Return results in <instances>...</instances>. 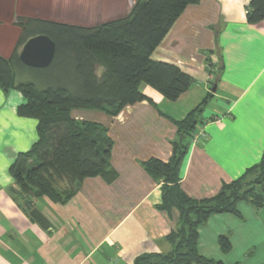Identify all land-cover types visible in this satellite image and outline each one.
<instances>
[{
  "label": "crops",
  "instance_id": "1",
  "mask_svg": "<svg viewBox=\"0 0 264 264\" xmlns=\"http://www.w3.org/2000/svg\"><path fill=\"white\" fill-rule=\"evenodd\" d=\"M250 1L199 0L174 22L151 60L177 66L192 79L176 101L143 86L149 101L127 105L115 116L71 111L72 119L107 130L112 141L109 164L116 178L111 183L100 176L84 179L65 204L40 197L29 209L18 206L11 196L14 180L9 168L36 142L37 121L17 115L25 103L20 92L0 89V264H133L145 254L170 252L166 237L179 214L159 209L162 184L150 177L143 163L169 161L177 138L174 122L208 94L212 98L201 116L205 137L189 144L180 168L182 191L194 200L211 198L260 162L264 20L254 25L246 21ZM125 4V0H0V56L9 58L15 48L18 18L93 27L95 22L124 17L120 11ZM237 211L214 215L199 228V254L223 264H264V207L241 202ZM221 236L230 242L227 253L219 248Z\"/></svg>",
  "mask_w": 264,
  "mask_h": 264
},
{
  "label": "trees",
  "instance_id": "2",
  "mask_svg": "<svg viewBox=\"0 0 264 264\" xmlns=\"http://www.w3.org/2000/svg\"><path fill=\"white\" fill-rule=\"evenodd\" d=\"M134 1L124 17L93 27L17 19L20 35L15 48L9 58L0 56V89L20 92L25 103L17 108V115L37 121L36 142L18 154L9 168L14 180L10 194L18 206L30 209L40 197L65 204L86 178L100 176L107 183L115 180L107 130L97 123L72 119V110L115 116L127 105L149 101L141 91L143 86L174 102L192 85V79L177 66L153 61L151 54L182 12L199 0ZM263 20L264 0H251L246 21L254 25ZM39 35L54 42L53 61L45 69L26 67L19 59L20 50ZM211 98L208 94L182 120L174 122L177 138L167 163L156 159L143 163L150 177L162 184L159 209H175L179 216L166 237L171 251L142 255L133 264H223L199 254V228L214 215H237L241 202L264 207V155L211 198L194 200L181 189L180 168ZM218 245L223 253L230 250L225 236L218 238Z\"/></svg>",
  "mask_w": 264,
  "mask_h": 264
},
{
  "label": "water",
  "instance_id": "3",
  "mask_svg": "<svg viewBox=\"0 0 264 264\" xmlns=\"http://www.w3.org/2000/svg\"><path fill=\"white\" fill-rule=\"evenodd\" d=\"M55 54V44L48 37L39 35L29 39L21 48L19 59L23 65L34 69H45L50 66ZM217 83L212 86L215 93Z\"/></svg>",
  "mask_w": 264,
  "mask_h": 264
},
{
  "label": "rangeland",
  "instance_id": "4",
  "mask_svg": "<svg viewBox=\"0 0 264 264\" xmlns=\"http://www.w3.org/2000/svg\"><path fill=\"white\" fill-rule=\"evenodd\" d=\"M115 1V0H114ZM126 1V4H125V6H123L122 7V9H121V11H120V14H122V15H127L128 14V12L130 11V9H131V7L133 6V4H134V0H125ZM117 6L119 7V5L117 4ZM111 9V8H110ZM109 17H113V13H109ZM80 23V25L81 24H85L84 22H79ZM93 25L95 24H99V22H95V23H92ZM32 82L34 81L33 79H30ZM258 174H259V172H258ZM258 174H256V175H258ZM255 175V176H256ZM254 176V177H255Z\"/></svg>",
  "mask_w": 264,
  "mask_h": 264
},
{
  "label": "built area",
  "instance_id": "5",
  "mask_svg": "<svg viewBox=\"0 0 264 264\" xmlns=\"http://www.w3.org/2000/svg\"><path fill=\"white\" fill-rule=\"evenodd\" d=\"M204 137H205L204 130H203L202 126H200L197 128L196 132L193 134L192 143L193 144L198 143L201 140H203Z\"/></svg>",
  "mask_w": 264,
  "mask_h": 264
}]
</instances>
